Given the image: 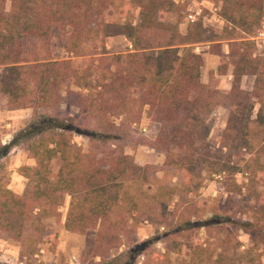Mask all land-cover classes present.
I'll return each instance as SVG.
<instances>
[{
    "label": "trees",
    "instance_id": "16d2710c",
    "mask_svg": "<svg viewBox=\"0 0 264 264\" xmlns=\"http://www.w3.org/2000/svg\"><path fill=\"white\" fill-rule=\"evenodd\" d=\"M6 1L0 0V98L6 96L8 108L33 109L10 143H0V235L19 243V256L33 259L41 244L56 241L47 220L61 219L68 198L64 229L97 228L98 260L91 264H172L170 254L184 249L182 264H264V253L257 254L264 248V169L253 167L264 156V55L255 53L254 41L264 24V0H209L223 27L214 31L196 20L184 32L178 20H167L182 9L174 0H9V10ZM123 4L138 8L136 23L104 19ZM56 27L70 28L67 58L25 57V40L48 38ZM116 35L127 39V51L102 48L93 59L101 69L94 78L73 64L86 41L103 43ZM223 43L227 62L219 73L231 66L232 78L220 93L201 81L203 57L195 46L208 45L222 56ZM248 76L254 77L251 90ZM67 105L78 112L70 113ZM219 106L229 114L222 145L214 149L207 138ZM143 112L159 123L151 147L164 154L165 165L181 170L178 185L162 184L149 165L122 150ZM73 135L84 136L88 149ZM13 144L35 159L33 167H18L26 178L21 194L7 187L6 154ZM238 165L248 172L244 184L234 179ZM211 174L222 177L226 191L230 184L254 199V221L195 219L197 211L188 209L192 195ZM177 192L186 194L181 209ZM140 221L153 224L155 235L111 254L130 243L127 228ZM222 221L251 230V245L240 249L230 231L214 241L194 236Z\"/></svg>",
    "mask_w": 264,
    "mask_h": 264
},
{
    "label": "rangeland",
    "instance_id": "374dc122",
    "mask_svg": "<svg viewBox=\"0 0 264 264\" xmlns=\"http://www.w3.org/2000/svg\"><path fill=\"white\" fill-rule=\"evenodd\" d=\"M177 4L182 7L178 13H170L167 20L170 22L179 21V29L184 32L185 27L190 21L186 20V10L188 8H194L198 3H201L203 7V18L198 17L202 24L214 31H219L224 21L218 19L216 10L213 8L215 4L209 0H176ZM5 8L9 10L10 1H6ZM216 8V7H215ZM104 19L116 21H125L126 19L132 23L138 21V8L127 7L126 4L117 6L116 9H109ZM196 21V20H195ZM263 28L255 34V53L264 55V38H260V32ZM70 28L56 27L48 38L41 40H25L23 43L25 57H42L50 56L53 59H64L68 57V53L65 49L68 40ZM263 37V36H261ZM108 42V46L105 42ZM258 42V45L257 43ZM104 48L109 53H118L127 51L126 40L123 36L108 37L104 39L103 43H100L99 39L86 41L79 55L73 56V64L80 69L90 70L92 72V78L95 75L101 73V69L97 71L95 68L96 56ZM200 50L206 52L208 50L207 45L200 46ZM223 49L226 51L228 46L223 43ZM226 52L224 55L218 56L214 54L213 60L208 63L213 68H201L200 79L203 83L213 90L218 92L227 91L231 85V66L226 68L224 73H219V66H223L227 62ZM213 54V53H212ZM94 65V66H92ZM254 77L248 76L245 80V85L248 90H251ZM73 87V85H70ZM5 97L2 95L1 98ZM1 100V99H0ZM70 113L76 114L77 108L72 105L66 106ZM146 109V107L144 108ZM256 109V108H255ZM229 109L225 106L217 107L211 114L212 126L207 138L209 146L216 149L220 148L222 131L226 125ZM143 112L139 118V121L132 125L135 129L134 136L131 141L126 142L122 146V150L130 155L134 161L140 165H149L150 170L159 181L166 186L178 185L181 180V170L176 167L164 164V154L151 147L152 138L149 126L141 120L144 117ZM72 140L80 145L83 150L88 149V141L82 135H73ZM141 141V143H138ZM226 151V149H223ZM262 167L264 169V156L258 163H254L255 169ZM7 172H9L6 166ZM228 172V171H227ZM226 172V173H227ZM248 172L245 167L238 165L234 173V179L238 184H244L247 180ZM231 191H226L225 184L222 183V177L217 174L205 175V179L201 183L199 189L192 195L193 203L188 209L196 210L197 215L195 219H209L213 221L227 220L231 217L234 220L239 221H254V199L245 195V191L240 193L234 186L228 184ZM244 192V193H243ZM191 195V194H187ZM246 196V197H245ZM186 194L177 192L174 201H178V209H181V203L185 201ZM66 203L61 207L62 216H65ZM53 219L47 220L49 228L57 231V237L55 242H45L40 245L38 253L33 259L26 260L24 257L19 256V243L13 239L6 238L0 235V264H91L92 260H98V257L94 255V247L97 242V228L88 229L84 233L69 232L64 229L61 220ZM127 235H129L130 243L126 241L125 235L122 236L123 245L118 248H113L110 253L117 254L125 246H131L133 243L139 242L149 236L155 235L154 225L148 221H140L130 224L127 228ZM230 231L231 239L236 240L241 244L240 249L246 248L251 245V230L243 228L240 225L233 223H227L222 221L220 224L208 225L207 227L198 229L194 232V236L200 240L209 239L214 241L216 237L225 236ZM154 237V236H153ZM125 245V246H124ZM158 249H163V245L160 241L156 242ZM258 253H264V248L259 247ZM172 264H182L180 259L187 256V251L184 249L181 253L176 254L172 252L170 254ZM261 259L264 261V254L261 255ZM245 264V263H240Z\"/></svg>",
    "mask_w": 264,
    "mask_h": 264
},
{
    "label": "crops",
    "instance_id": "0c3cea01",
    "mask_svg": "<svg viewBox=\"0 0 264 264\" xmlns=\"http://www.w3.org/2000/svg\"><path fill=\"white\" fill-rule=\"evenodd\" d=\"M174 1L177 2L176 0ZM116 36H120V35H116ZM108 37H115V36H108ZM108 37L104 39H107ZM123 38L126 40V46L128 47L129 42L124 36ZM260 38L262 39L264 37L260 36ZM107 43L108 42L106 41L105 45L108 46ZM256 43L258 45V42ZM197 46H198V52L201 53L203 57V65L201 66V68L202 67L213 68V66L208 65V63H210V61L213 60L215 55L209 52V49L206 50V52H203L200 50L201 49L200 46L199 45ZM225 52L227 53L228 50H226ZM0 99H1L0 100V143L8 144L10 143L12 138L18 133V131L23 129L30 122L33 109L31 107L8 108L6 105V96ZM141 120H143L146 123V125L149 126V130L151 131L152 138H154L159 129V123L150 120L146 115L144 117H141ZM21 165L33 167L35 165V159L29 156L27 150L21 144H13L6 154V166L9 170L7 187L11 189L13 192L18 194H21L24 191L25 183H26V178L18 172V167ZM61 222L63 224L64 218L61 220Z\"/></svg>",
    "mask_w": 264,
    "mask_h": 264
},
{
    "label": "built area",
    "instance_id": "2783aa9c",
    "mask_svg": "<svg viewBox=\"0 0 264 264\" xmlns=\"http://www.w3.org/2000/svg\"><path fill=\"white\" fill-rule=\"evenodd\" d=\"M213 8L216 10V8L213 6ZM186 20L193 22L197 20L198 17L203 18V7L201 4H197L194 8H188L186 10ZM217 14V13H216ZM218 19H220V16H218ZM262 30L260 32V36L264 37V24L262 25ZM195 51L198 52V46H195Z\"/></svg>",
    "mask_w": 264,
    "mask_h": 264
}]
</instances>
